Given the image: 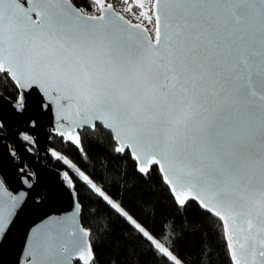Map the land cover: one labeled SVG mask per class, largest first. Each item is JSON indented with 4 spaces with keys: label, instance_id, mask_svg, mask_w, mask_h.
Wrapping results in <instances>:
<instances>
[{
    "label": "snow or ice",
    "instance_id": "obj_1",
    "mask_svg": "<svg viewBox=\"0 0 264 264\" xmlns=\"http://www.w3.org/2000/svg\"><path fill=\"white\" fill-rule=\"evenodd\" d=\"M122 3L139 23L109 0H90L98 15L72 0H0V80L58 93L76 128L99 121L139 173L157 166L178 208L196 201L218 218L231 264H264V0ZM65 134L80 144L78 133ZM79 175L154 251L181 264L122 201ZM18 202L0 210V248ZM88 235L49 247L39 264H70L77 254L91 264Z\"/></svg>",
    "mask_w": 264,
    "mask_h": 264
},
{
    "label": "trees",
    "instance_id": "obj_2",
    "mask_svg": "<svg viewBox=\"0 0 264 264\" xmlns=\"http://www.w3.org/2000/svg\"><path fill=\"white\" fill-rule=\"evenodd\" d=\"M72 2L83 13L93 10L97 13L90 0ZM109 2L121 14L126 13L122 0ZM0 92L11 100L18 96L8 78L0 80ZM79 136V148L54 136L49 147L60 157L52 156L51 167L66 170L73 181L81 208V224L90 234L91 264H170L171 259L154 251L146 239L134 232L129 223L102 202L91 186L73 175L71 169L78 174L83 172L97 186L106 188L115 202L122 201V207L169 247L182 264H231L223 227L217 218L201 211L192 201L178 208L156 167L146 175L139 174L128 152L113 151L116 145L111 135L100 126L84 130ZM22 142L32 148L30 142L24 139Z\"/></svg>",
    "mask_w": 264,
    "mask_h": 264
},
{
    "label": "water",
    "instance_id": "obj_3",
    "mask_svg": "<svg viewBox=\"0 0 264 264\" xmlns=\"http://www.w3.org/2000/svg\"><path fill=\"white\" fill-rule=\"evenodd\" d=\"M36 18L33 15V19ZM8 80L16 88L18 96L13 101L0 92V210L7 214L10 197H18L19 202L15 214L10 217L13 221L11 231L0 248V264H34V261L39 264L49 247L70 246L74 238L82 236L84 232L89 233L81 224V208L71 177L66 170L51 167V137L79 148L80 144L69 141L67 134L61 136L60 132L71 130L79 134L84 130H94L95 127L84 125L76 128L71 125L66 118L67 102H57L58 93L52 92L50 99L37 85H18L11 78ZM96 125L109 133L99 121L95 122ZM22 135H29L35 141L37 138L38 145L32 144V148L24 145ZM8 146L16 153L15 157L9 154ZM131 159L137 170L138 162L133 157ZM21 166L26 169L23 173L20 171ZM152 167L157 168L156 165ZM158 172L162 177V172ZM163 183L169 190L170 186L165 181ZM56 201L59 202L58 207H54ZM192 202L203 211L196 201ZM223 231L225 237L224 228ZM89 238L90 234L85 237L88 244ZM78 255L71 259L70 264H84ZM88 259L91 262L93 260L92 249Z\"/></svg>",
    "mask_w": 264,
    "mask_h": 264
},
{
    "label": "rangeland",
    "instance_id": "obj_4",
    "mask_svg": "<svg viewBox=\"0 0 264 264\" xmlns=\"http://www.w3.org/2000/svg\"><path fill=\"white\" fill-rule=\"evenodd\" d=\"M116 10V9H115ZM117 11V10H116ZM97 12V11H96ZM85 14H90V15H98L99 13L97 12V13H95V11L93 10L92 12H86ZM123 16L126 18V19H128V20H132L131 18H132V16L131 15H129V14H124L123 13ZM132 22L133 23H139L140 21H137V22H135V21H133L132 20ZM145 24L147 25V23L145 22ZM149 25H147V27H148ZM23 136L24 135H22V139H23ZM31 145H32V143H31ZM53 153V152H52ZM53 156H55V157H58L57 155H53ZM71 171H72V174L73 175H75V176H77V177H80V175L78 174V172L77 171H75V169H71ZM81 178V177H80ZM170 259H171V257H169ZM182 264V263H181Z\"/></svg>",
    "mask_w": 264,
    "mask_h": 264
},
{
    "label": "bare ground",
    "instance_id": "obj_5",
    "mask_svg": "<svg viewBox=\"0 0 264 264\" xmlns=\"http://www.w3.org/2000/svg\"><path fill=\"white\" fill-rule=\"evenodd\" d=\"M36 125H37V121H36V123H35ZM38 126V125H37ZM36 144L38 145V141H37V138H36ZM56 205L54 206V207H58L59 206V202L58 201H56V203H55ZM10 257V256H9ZM8 263V262H7Z\"/></svg>",
    "mask_w": 264,
    "mask_h": 264
},
{
    "label": "built area",
    "instance_id": "obj_6",
    "mask_svg": "<svg viewBox=\"0 0 264 264\" xmlns=\"http://www.w3.org/2000/svg\"><path fill=\"white\" fill-rule=\"evenodd\" d=\"M122 15H123V14H122ZM127 20H128V19H127ZM135 21H136V20H135ZM137 21H138V20H137ZM137 21H136V22H137ZM145 26H147V25L145 24ZM148 28H149V26H148ZM149 29H150V28H149Z\"/></svg>",
    "mask_w": 264,
    "mask_h": 264
},
{
    "label": "flooded vegetation",
    "instance_id": "obj_7",
    "mask_svg": "<svg viewBox=\"0 0 264 264\" xmlns=\"http://www.w3.org/2000/svg\"><path fill=\"white\" fill-rule=\"evenodd\" d=\"M17 100V97H16V99L15 100H13V101H16Z\"/></svg>",
    "mask_w": 264,
    "mask_h": 264
}]
</instances>
